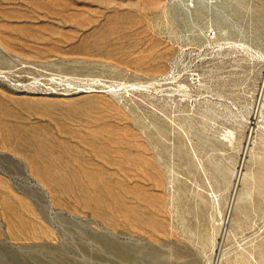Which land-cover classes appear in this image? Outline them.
Returning <instances> with one entry per match:
<instances>
[{
    "label": "rangeland",
    "instance_id": "obj_1",
    "mask_svg": "<svg viewBox=\"0 0 264 264\" xmlns=\"http://www.w3.org/2000/svg\"><path fill=\"white\" fill-rule=\"evenodd\" d=\"M0 264H264V0H0Z\"/></svg>",
    "mask_w": 264,
    "mask_h": 264
},
{
    "label": "built area",
    "instance_id": "obj_2",
    "mask_svg": "<svg viewBox=\"0 0 264 264\" xmlns=\"http://www.w3.org/2000/svg\"><path fill=\"white\" fill-rule=\"evenodd\" d=\"M169 2L186 11H192L196 9L197 5V0H169ZM213 36H215L214 32H212V37Z\"/></svg>",
    "mask_w": 264,
    "mask_h": 264
},
{
    "label": "bare ground",
    "instance_id": "obj_3",
    "mask_svg": "<svg viewBox=\"0 0 264 264\" xmlns=\"http://www.w3.org/2000/svg\"><path fill=\"white\" fill-rule=\"evenodd\" d=\"M225 224H226V222H225ZM226 226V225H225Z\"/></svg>",
    "mask_w": 264,
    "mask_h": 264
}]
</instances>
